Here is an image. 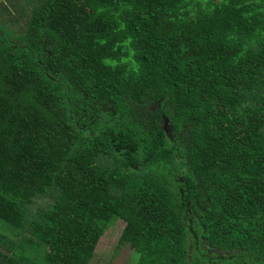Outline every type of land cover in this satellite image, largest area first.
Returning <instances> with one entry per match:
<instances>
[{
    "label": "trees",
    "instance_id": "16d2710c",
    "mask_svg": "<svg viewBox=\"0 0 264 264\" xmlns=\"http://www.w3.org/2000/svg\"><path fill=\"white\" fill-rule=\"evenodd\" d=\"M29 4L0 9V264H90L118 220L136 264H264V0Z\"/></svg>",
    "mask_w": 264,
    "mask_h": 264
},
{
    "label": "rangeland",
    "instance_id": "374dc122",
    "mask_svg": "<svg viewBox=\"0 0 264 264\" xmlns=\"http://www.w3.org/2000/svg\"><path fill=\"white\" fill-rule=\"evenodd\" d=\"M40 203L41 200H38ZM124 225L122 220L115 221L105 232L95 248L90 264H136L135 254L129 246L117 244Z\"/></svg>",
    "mask_w": 264,
    "mask_h": 264
},
{
    "label": "crops",
    "instance_id": "0c3cea01",
    "mask_svg": "<svg viewBox=\"0 0 264 264\" xmlns=\"http://www.w3.org/2000/svg\"><path fill=\"white\" fill-rule=\"evenodd\" d=\"M33 0H0V9L2 11L4 8H8L11 13H14L15 8H24L28 7L32 3ZM35 1V0H34ZM36 1H41V0H36ZM2 11L0 12V18H4L6 15H2Z\"/></svg>",
    "mask_w": 264,
    "mask_h": 264
}]
</instances>
